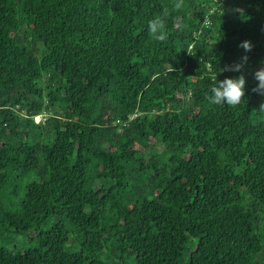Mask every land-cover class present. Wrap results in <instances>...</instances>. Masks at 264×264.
Here are the masks:
<instances>
[{"label": "trees", "instance_id": "16d2710c", "mask_svg": "<svg viewBox=\"0 0 264 264\" xmlns=\"http://www.w3.org/2000/svg\"><path fill=\"white\" fill-rule=\"evenodd\" d=\"M261 68L264 0H0V264H264Z\"/></svg>", "mask_w": 264, "mask_h": 264}, {"label": "clouds", "instance_id": "9594fccd", "mask_svg": "<svg viewBox=\"0 0 264 264\" xmlns=\"http://www.w3.org/2000/svg\"><path fill=\"white\" fill-rule=\"evenodd\" d=\"M181 6L180 3L175 5L176 8ZM167 10H165L161 15L149 20L148 31L149 34L155 38L157 41H165L167 39V33L165 31V18L167 16ZM246 52L252 50V44L250 41H244L240 45ZM243 60L246 62L247 57ZM243 64H238L236 66H229L226 70L240 71ZM255 79L259 82L258 86L253 89L255 92H260L264 94V68L259 69L255 72ZM245 85L246 80L243 75L238 79L226 78L223 81H219L217 84L211 87L210 95H207V100L212 105H224L227 103L229 106H236L240 104L241 100L245 96ZM260 112H264V104L260 106Z\"/></svg>", "mask_w": 264, "mask_h": 264}]
</instances>
